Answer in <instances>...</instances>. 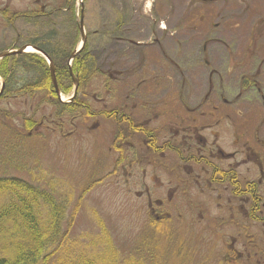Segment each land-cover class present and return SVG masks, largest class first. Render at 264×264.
Returning <instances> with one entry per match:
<instances>
[{"label": "rangeland", "instance_id": "rangeland-1", "mask_svg": "<svg viewBox=\"0 0 264 264\" xmlns=\"http://www.w3.org/2000/svg\"><path fill=\"white\" fill-rule=\"evenodd\" d=\"M44 5L48 6L46 13L63 11L50 17H35ZM82 9L85 50H89L93 64L97 63L100 69L84 84L93 111L119 110L129 114L133 111L124 106L131 107L134 102L138 104L134 115L143 119L152 114L151 125L161 128L203 115L199 125L208 127L203 136L209 143L215 141L212 133L217 131L221 150L241 151L239 172L247 174L250 169L252 181L262 178L259 164L264 169V0H214L204 4L198 0H0V53L31 42L43 44L48 42L47 37L55 36L52 45H64L66 51L78 49L82 42L78 29ZM21 16L31 18L25 20ZM126 25L132 33L127 37L128 43L120 45L117 40ZM155 40L174 63L168 62L158 48L141 50L148 52V59L159 62H147L141 74L137 53L124 48L131 46L130 41L149 45ZM17 60L4 64L0 61V90L2 84L9 85V97L0 96V179L15 177L46 193H52L50 183H56L58 201L71 195L68 214H75L71 238L87 249L92 242L98 243L105 229L122 262L251 264L247 257L230 254L227 245L235 238L240 246L245 244L250 250L263 248L261 224L250 230L251 240L241 237L242 222L236 221H242V215L235 214L234 220L226 199L218 201L217 193L209 189L200 194L195 188L190 196L180 189L170 201L168 192L162 194L163 188L169 186L166 167H160L158 184L151 179V167L117 163L116 120L91 117L87 109L75 112L73 117L64 113L62 107L45 103L41 93L34 98L17 96L18 82L28 83L39 76L16 70L13 83L9 69ZM130 71H138L139 76H116ZM108 74L116 76L117 82L108 83ZM144 78L145 83L138 89ZM243 78L254 80L257 87L243 90ZM71 84L68 93L61 92L58 85L59 101L66 103L73 97V80ZM127 94L132 95L129 102L125 100ZM95 95L104 102L95 104ZM145 102L150 109L141 107L147 105ZM211 112L219 114L213 118ZM31 117L44 120V125H36L30 131L24 129L25 120ZM247 150L255 153L251 164L243 162ZM230 163L220 164L226 167ZM143 169L148 174L142 179ZM177 183L183 187L182 182ZM146 188L154 191L151 200L157 212L170 217L156 220L148 207ZM259 191L264 192V184ZM155 200L163 202V207H158ZM245 247L240 249L243 254Z\"/></svg>", "mask_w": 264, "mask_h": 264}, {"label": "flooded vegetation", "instance_id": "flooded-vegetation-1", "mask_svg": "<svg viewBox=\"0 0 264 264\" xmlns=\"http://www.w3.org/2000/svg\"><path fill=\"white\" fill-rule=\"evenodd\" d=\"M200 2L207 3L214 0H198ZM220 1V0H217ZM224 1V0H222ZM67 2V1H66ZM38 4V1H36ZM40 3V2H39ZM48 9L47 5L41 7L39 15L35 16H45L50 17L57 12L63 11L62 9H56V12H49L46 13L45 11ZM67 10H70L69 7ZM34 17V18H35ZM23 19L31 18L29 16H21ZM81 22H78V29L80 31ZM126 29L122 30L121 37L118 38V43L126 44L129 40L127 37L132 33V29L128 28L127 25L125 26ZM86 34V33H85ZM123 34V35H122ZM81 35V31H80ZM87 37V36H86ZM117 39V38H116ZM129 48H124L129 52L134 54L137 53L140 73L143 74L145 70L143 66L151 61L153 58L147 57L148 52H142L141 50L151 51L153 48H158L161 51V55L164 56L166 60L170 63H174L171 61L172 58L165 53L163 47L161 46L158 40L153 41L151 44L146 43H138L130 41ZM157 45V46H154ZM27 46H35L32 43L24 45L18 49L14 50H6L1 52L5 53L8 51H19ZM115 44H113V47ZM36 47V46H35ZM80 47V45H79ZM78 47V48H79ZM38 48V47H37ZM112 48V47H111ZM147 48V49H145ZM45 54L49 56V54L39 48ZM86 49V45L84 46L82 53ZM134 49V50H133ZM77 50V49H76ZM72 49L70 51L69 59L71 58L72 54L76 51ZM81 53V54H82ZM87 55L91 56V53L86 51ZM27 53L21 55H9L5 58H19L21 56H26ZM41 57V56H40ZM50 57V56H49ZM4 58V59H5ZM42 58V57H41ZM78 58V57H77ZM77 58L72 60V64L74 65ZM2 59L1 61H3ZM51 59V57H50ZM67 61L68 69H72L70 60ZM45 60V59H44ZM52 60V59H51ZM93 60V59H92ZM53 61V60H52ZM94 61V60H93ZM154 65L159 64L158 61L152 60ZM70 63V65H69ZM169 63V64H170ZM54 64V62H53ZM55 70H57L54 64ZM99 71V67L96 63L94 66ZM127 70V69H126ZM137 70V69H136ZM138 71H130L125 74L124 72L118 73V77H122L124 79L130 77H134L138 75ZM113 77V75L108 74V83H116L118 78ZM78 77V76H77ZM79 87L77 90V95L74 97L75 99H79V101H87V105H79L82 108H88V112L90 113L91 117L95 116H104L106 119H114L116 120L117 124L119 125L118 130L116 132V138L114 139L115 146L117 147L116 152L118 153V160L117 163H125L130 165V167L137 166L138 168H142L139 166H143L145 164L148 167H151V172L153 176H151L152 181H156L159 184V172L160 167H166L168 172V189L163 188L162 194L168 192V198L171 201L175 198L178 194L180 189H183V194H187L190 196L193 189L197 188L200 194H205L206 190H210L211 192L217 193V198L219 200L226 199V203L230 206V210L232 211L231 215L232 218L235 220V214L242 215V221H236L237 223L242 222L243 232L244 234L241 237H248L249 240L253 238L250 230L255 228L257 224H261L264 229V192L259 191L260 187L264 184V169L261 164H259V172L261 175V179L258 182L252 181L250 179V169H248L247 174H241L239 172L240 162L239 158L241 157V151H234L233 153H225L221 150L217 143L219 141L218 133H212L215 135L216 139L214 142L209 143L208 139L203 136V132L208 130L207 126L199 125L200 122L203 120V115L200 117L194 118H185L184 120H179L178 122L172 123L169 127H153L151 123L153 122L152 114H149V118L141 119L139 115H134L135 110L138 108V104L132 102L133 104L131 107L129 105H125V109L133 111V113L127 114L126 112H121L119 110H113L112 112L106 113V111L96 112L92 110V105H89V94L81 93V81L79 78ZM157 79V78H156ZM138 80V77H137ZM146 79H142L139 82L138 89L145 83ZM156 81V80H155ZM74 83V82H73ZM127 82L125 81L124 84ZM75 88V86H74ZM55 91V90H54ZM136 91V90H135ZM138 91V90H137ZM57 94V93H56ZM132 94V93H131ZM126 95L125 100L129 102L131 100L132 95ZM74 95V94H73ZM9 97V93L6 94V85L4 87L3 94L1 98ZM138 99L140 96H135ZM50 99H54V96H50ZM56 98L59 100V96L56 95ZM94 100L96 101L95 104L103 103L104 100L102 98H97L95 95ZM142 98V97H141ZM208 99V96H206ZM74 100L71 102L73 103ZM143 101V98H142ZM137 102V100L135 101ZM146 103V102H145ZM141 106L142 108H149V104ZM149 105V106H148ZM202 105V104H201ZM106 105L104 104V108ZM202 107V106H200ZM216 111L218 107H215ZM151 113H153L150 110ZM218 112V111H217ZM210 113L213 118H216L219 113ZM198 116V115H197ZM219 124V121L217 122ZM212 127V126H211ZM246 158L243 160L244 163H253V157L255 156L254 152L247 150ZM253 156V157H252ZM227 161H231L232 163L228 164L226 167L221 165L220 163H224ZM125 167V166H124ZM142 179L143 177H147V170H142ZM130 175V173H128ZM127 174V175H128ZM177 182H182L183 187L181 188L180 184H176ZM157 192H160V188H157ZM146 196L148 197V207L151 209V213L155 216L157 221L163 220L166 217H170L169 214L158 213L157 210L153 207V202L151 200V195L154 194V191L151 192L150 188H146L145 190ZM226 194V195H224ZM143 193H141V196ZM154 203L158 207H163V202L160 200H155ZM202 207V206H201ZM230 213V212H229ZM202 219L204 218L203 215H199ZM232 221L231 217L229 221ZM259 222V223H258ZM248 235V236H247ZM229 247V253L231 252L239 257H247L248 262L251 264H264V247L260 248L256 246L254 250H250L249 248L245 247L246 245H241L238 242V239H232V243L227 245ZM244 250V254L240 249ZM228 254V257L229 255ZM237 257V258H239Z\"/></svg>", "mask_w": 264, "mask_h": 264}, {"label": "trees", "instance_id": "trees-1", "mask_svg": "<svg viewBox=\"0 0 264 264\" xmlns=\"http://www.w3.org/2000/svg\"><path fill=\"white\" fill-rule=\"evenodd\" d=\"M56 37H47L48 42L43 44L31 43L49 54L57 68L56 77L61 92L68 93L72 87V78L67 67L70 51H66L64 45L60 48L59 45H52ZM85 53L86 50L78 56L72 71L81 81V93L86 95L84 84L100 71L94 67L90 55ZM10 59L16 58H5L1 64ZM16 63V65L11 63L10 69L8 68L13 83L16 80V70H22L26 75H39L28 83L18 82L17 87L20 89L16 93L17 96L34 98L41 93L45 97V103L62 107L63 112L68 115L88 109L77 106V104H88L87 101H79L78 98L70 104H64L57 98H49L56 96L53 95L49 66L40 56L35 54L21 56ZM4 72H1L3 77ZM67 81L70 85H67ZM242 83L243 90L257 87L254 80L247 78H243ZM8 86L6 85V94ZM62 115L61 117H64ZM44 122L31 117L25 120L23 128L30 131L36 125L43 126ZM50 185L53 192L46 193L29 182L15 177L0 179V264H128L121 261L120 253L105 229L102 236L97 239L98 243L92 242L91 245H87V249H84L79 240L71 238L70 226L75 215L74 212L68 214L71 195L58 201L55 197L58 185L53 182ZM66 222L67 226L64 227ZM130 264H139V262Z\"/></svg>", "mask_w": 264, "mask_h": 264}, {"label": "water", "instance_id": "water-1", "mask_svg": "<svg viewBox=\"0 0 264 264\" xmlns=\"http://www.w3.org/2000/svg\"><path fill=\"white\" fill-rule=\"evenodd\" d=\"M83 15H84V11L82 9V16H81V26H80V31H81V36H82V42H81V45L80 47L78 48V50H76L71 58H70V62L76 57L79 55V53L83 50L84 46H85V43H86V34H85V28H84V24H83ZM30 51H33V53H39L41 54L48 62L49 64V69H50V76H51V80H52V83H53V86L55 88V91L57 93V95L59 96V98L61 99L60 97V90H59V87H58V83H57V79H56V70H55V67H54V64H53V61L49 58V56L47 54H45L43 51H41L39 48H36L34 46H27V47H24L23 49L19 50V51H8V52H5V53H2L0 54V60L9 56V55H21V54H25V53H29ZM70 71V76L74 82V85H75V91H74V95L73 97L66 103H70L73 101L74 97H76L77 95V90H78V85H79V82H78V79L77 77L73 74L72 72V69L69 70ZM2 90L0 91V94L2 93L3 91V88H4V84H2Z\"/></svg>", "mask_w": 264, "mask_h": 264}]
</instances>
